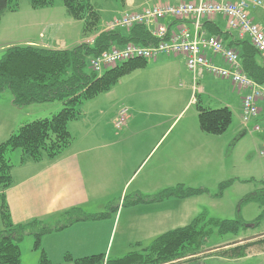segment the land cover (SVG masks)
Here are the masks:
<instances>
[{
  "label": "crops",
  "instance_id": "obj_1",
  "mask_svg": "<svg viewBox=\"0 0 264 264\" xmlns=\"http://www.w3.org/2000/svg\"><path fill=\"white\" fill-rule=\"evenodd\" d=\"M200 1L235 0H124L123 4L115 3L116 14L112 18L157 3L176 5L180 2L197 4ZM251 17L256 23L264 26V10L252 9ZM112 18L110 17L108 20ZM160 23L164 24L170 32H175L182 27L190 31L193 30L192 20L188 18H165ZM106 24L104 25L106 26ZM214 25L218 27V32L212 30L211 27L215 28ZM105 26L100 29L104 30ZM200 28L206 35H219L226 47L237 51L240 49L236 44L239 39L237 32L227 29L222 15L203 18ZM52 40V38L46 37L39 43L26 40L23 44L30 43L50 49H65L50 46ZM206 55L216 65L223 67L226 65L219 56L208 52ZM182 64L185 67L182 55L160 54L155 57L151 65L159 73L158 76L163 83L161 90L163 91L165 88L169 96L165 99L160 97L156 100H142L137 96L138 94L130 93L127 103L123 105L127 108V119L119 130L115 129L113 121L120 109L112 108L106 112V109L99 108L97 110V106L84 103L83 106L87 107L85 111L82 109L80 119L68 124L69 130L75 137L74 141L60 156L38 162L16 163L12 168L13 182L4 193L13 223H25L32 219H39L52 225L61 213L73 207H78L85 213H98L110 208L107 210L109 214L105 218L77 221L62 229L44 234L41 241L45 242L44 252L52 264H72L65 260L68 254L77 258L103 253L102 251H106L108 247H110V252L114 251L115 253H123L121 251L124 247L127 252L141 248L147 245L144 243L145 241L152 240L167 230L179 227L180 223L188 224L198 214L193 204L194 201H192L198 195L182 199L170 197L160 201L122 205L123 198L126 196L154 195L166 187L186 183L181 180V183L167 184L166 187H163L164 184L162 185L166 179L176 181L178 177V173L175 171L178 169L175 164L181 165V163L168 157V155L174 154V145L162 147L161 155L145 169L141 177L133 178L146 158L162 144L159 142L165 134L163 131L164 110L173 107L175 103L180 102V97L184 98L188 94L187 92L185 96H180L173 92L174 88H171L172 82L181 77ZM206 76L215 78L213 87H209L208 84L202 86L200 81ZM192 81L191 74L190 101L194 102L196 115L197 105L211 109L228 107L231 112L241 111V99L244 91L233 85L229 79L204 73L198 79L195 87H193ZM194 91L195 96L193 95ZM156 105H160L163 111L158 110ZM258 105L259 115L257 114L252 119L262 127L260 131L256 132L261 134L260 144L263 145L264 101H260ZM28 106L30 104L18 108L10 102L7 107L11 110V114L17 117V112L22 108H28ZM104 113H108V116L103 119L101 138L95 135L91 137L90 130L92 129H87L88 122L92 120L95 122L93 125L97 126L99 120L95 117ZM23 123L21 122L19 126ZM253 124H251V128ZM120 131L122 132L120 133ZM201 132L203 131L201 130ZM200 137L202 138V135L196 136V139L198 140ZM186 163H184L185 171L190 168ZM109 220V224L103 223ZM117 228L121 230V233L119 239L115 241ZM102 231H104L103 239ZM137 243L139 245L134 247Z\"/></svg>",
  "mask_w": 264,
  "mask_h": 264
},
{
  "label": "trees",
  "instance_id": "obj_2",
  "mask_svg": "<svg viewBox=\"0 0 264 264\" xmlns=\"http://www.w3.org/2000/svg\"><path fill=\"white\" fill-rule=\"evenodd\" d=\"M14 1L17 0H0V17L10 9ZM28 1L33 9L46 8L53 3V0ZM61 1L68 16L82 21V30L85 34L96 32L91 42H81L65 49H50L30 43L15 44L6 47L0 57V93L8 90L14 106L20 108L33 103L52 101L62 103L61 109L50 117L26 122L0 142L2 223L0 264L20 262V242L27 234L33 236L34 248L37 249L42 236L46 233L62 229L77 221L98 220L108 216L107 210L110 208L98 213H85L78 207H73L61 213L52 225L39 219L16 224L12 222L4 191L12 185L11 170L16 163L38 162L60 156L74 141L75 137L69 130L68 124L80 119L84 103L108 92L120 78L138 68H143L147 63L144 58H132L97 73L89 66L90 57L129 43L148 46L158 41L143 24H136L128 30L123 28L98 30L100 14L89 0ZM118 1L121 4L124 2V0ZM211 28L214 32H218V27ZM214 36L221 39L219 35ZM236 44L240 47L238 51L231 47L227 48L237 53L242 71L252 81L264 86V62L260 59L258 51L247 36L239 38ZM197 119L200 130L212 135H220L230 126L232 112L228 107L211 109L197 105ZM120 128L122 127H115L116 130ZM16 150L20 152L19 159L16 163H12L6 156L7 153ZM227 184L228 182L221 183L220 190ZM202 192V189L176 184L154 195L126 196L122 205L160 201L170 197L182 199ZM245 200L257 202L261 207V213L251 224L244 222L240 217L236 219L211 217L206 210H202L188 224L167 230L154 237L147 245L132 249L123 256L110 259L104 253H98L73 258L68 254L65 260L72 264H200L199 262L210 255L230 259L240 258L246 255L249 247L257 244L264 246V239L251 237L241 241L242 243L235 241L207 250L203 249V246L213 233L238 235L240 229L260 224L261 219L264 218V185ZM138 245L139 243L134 247ZM207 253L209 254L206 255ZM201 254L205 255L201 258L199 257ZM37 264L52 263L45 253L41 252Z\"/></svg>",
  "mask_w": 264,
  "mask_h": 264
},
{
  "label": "rangeland",
  "instance_id": "obj_3",
  "mask_svg": "<svg viewBox=\"0 0 264 264\" xmlns=\"http://www.w3.org/2000/svg\"><path fill=\"white\" fill-rule=\"evenodd\" d=\"M89 1L100 14L98 30L101 27L104 28V24L111 20L108 19L116 14L117 6L115 3H119V1ZM261 2L264 4V0H261ZM82 27L83 23L81 20H76L67 15L61 0H53L51 6L41 9H33L28 0L14 1L10 9L0 17V57L6 47L15 44L21 45L26 40L39 43L46 37L52 38L50 46L55 48H71L82 41L91 42L96 32L85 34ZM154 59L147 60L148 64L145 68H138L120 78L109 90V93H102L94 99L89 100V102H85V104L91 103L97 106V110L103 108L107 112L112 108L121 110V108L125 107L123 105L127 103L130 93L138 94L137 96L142 100H156L160 97L165 99L169 94H167L165 88L163 91L161 90L163 83L160 81L159 73L151 65ZM214 80L215 78L206 76L200 82L202 86L208 84L209 87H213ZM190 85H192L191 73L182 64L181 77L172 82L171 88H174V90H171L180 94V96H185L187 92L188 94L184 98L183 96L180 97V102L175 103L173 107L164 110L163 131L165 134L159 142V144L161 142L162 144L158 149L155 148L146 158L133 178L141 177L145 169L161 155L162 147L174 145L175 152L173 155H168V157L180 161L181 165L175 164L178 169L175 170L178 173V177L176 181H168L166 179L162 182V185L164 184L163 187L168 186L167 184L179 183L182 180L186 182L184 184L185 187L203 190L201 194L195 196V200H192L198 214L200 211L206 210L208 216L211 217L220 219H236L240 217L244 222L251 224L261 213V207L257 202L246 201L245 198L264 185V155L259 153L264 148V144H260L261 134L254 131L253 126L254 124H258L261 129L262 127L259 123H255L254 119L244 124L241 119V111L234 110L232 112V122L223 134L211 135L201 132L198 127L194 102L190 101ZM193 95L195 96V91ZM10 102L11 93L8 90L0 93V142L16 131L21 122L26 123L38 118L50 117L62 107L60 101L33 103L28 108L19 110L17 112L18 116L15 117L14 114H11L9 107H7ZM86 107L85 105L82 109L85 111ZM155 107L163 111L160 105H156ZM107 114L104 113L101 116L95 117L99 120L97 126L93 125L95 122L92 120L88 122L87 129H92L90 130L91 137L95 135L101 138L100 133H103L104 125L103 119H106ZM260 114L262 113L260 112ZM17 119L20 120L19 123H16V121L18 122ZM252 123L254 124L251 128ZM199 135H202V138L200 137L197 140L196 136ZM19 155V150H16L7 153L6 157L10 162L16 163ZM185 162H187V167H190L186 171L184 169ZM226 182L228 184L220 190V184ZM103 223L109 224L110 220ZM180 224L184 225L186 223ZM115 227L116 223L113 225L114 230ZM120 233L121 230L117 228L115 241L119 239ZM103 235L104 231H102V239ZM251 237L260 240L264 239V218L261 219L258 226L240 229L238 235L211 234L206 240L203 249L207 250L235 241L241 242ZM150 240L144 243L148 244ZM44 246L45 242L42 240L39 248L35 249L33 236L31 234L25 235L20 242L21 258L18 264H37L41 257V252H44ZM109 248L102 252L110 259L123 256L127 252L125 247L121 251L123 253L110 252ZM204 255L201 254L199 257L202 258ZM199 263L264 264V246L261 244L253 245L247 249L246 255L240 258L230 259L210 255Z\"/></svg>",
  "mask_w": 264,
  "mask_h": 264
},
{
  "label": "built area",
  "instance_id": "obj_4",
  "mask_svg": "<svg viewBox=\"0 0 264 264\" xmlns=\"http://www.w3.org/2000/svg\"><path fill=\"white\" fill-rule=\"evenodd\" d=\"M264 10L261 0L235 1H200L180 2L176 5L157 3L137 11L126 12L112 18L106 29H130L136 24H143L152 36L158 39L157 43L148 46L129 43L123 47H113L103 51L95 57L89 58L90 68L97 73L108 67L127 61L132 58L149 60L160 54L182 55L186 69L192 74L193 87L204 73L223 79H229L233 85L243 90L241 99V119L248 123L259 113L258 103L264 100V86L252 81L243 71L237 53L224 46L217 36L206 35L201 31L200 23L205 17L222 15L227 29L237 32L239 38L247 36L251 44L258 51L264 62V26L256 23L251 17V10ZM190 19L193 30L182 27L170 32L162 19ZM218 55L226 64L224 67L212 62L206 53ZM127 108L123 107L115 117V127L124 125L127 117ZM254 131H260L258 124L253 126ZM264 155V148L259 152Z\"/></svg>",
  "mask_w": 264,
  "mask_h": 264
}]
</instances>
